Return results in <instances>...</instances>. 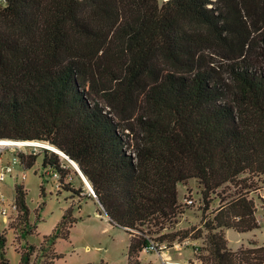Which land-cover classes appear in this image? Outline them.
Here are the masks:
<instances>
[{"label": "trees", "instance_id": "trees-1", "mask_svg": "<svg viewBox=\"0 0 264 264\" xmlns=\"http://www.w3.org/2000/svg\"><path fill=\"white\" fill-rule=\"evenodd\" d=\"M0 140L50 143L74 161L131 236L129 262L150 240L203 236L174 230L180 185L198 181L205 210L233 186L203 218L202 259L264 264V245L232 251L225 234L260 228L251 195L264 184V0H3ZM43 153L45 169L68 174ZM18 157L30 169L38 155ZM15 191L27 217L26 193ZM69 213L53 246L69 238ZM5 247L0 233V264Z\"/></svg>", "mask_w": 264, "mask_h": 264}, {"label": "rangeland", "instance_id": "rangeland-1", "mask_svg": "<svg viewBox=\"0 0 264 264\" xmlns=\"http://www.w3.org/2000/svg\"><path fill=\"white\" fill-rule=\"evenodd\" d=\"M163 2L165 0H159L160 4ZM215 59L216 66L222 65L226 70V61L221 56H216ZM2 149L7 160L19 153L38 155L32 168L16 167L15 176L8 178L4 185L7 204L17 206V211H12L7 221H0V233L6 239L5 258L9 264H20L21 254L28 253L31 255L30 264H161L157 253L147 251H143L137 259L129 262L131 236L109 221L96 199L86 188L77 170L64 158L59 156V161L68 174L61 178V173L43 167V149L37 148L33 152L34 148L28 145ZM22 174L25 175V180H22ZM16 188H21L26 193V205L29 209L27 217H23L18 209L15 200ZM223 189L217 190L211 196L212 203L209 210H205L206 204L201 194L202 187L198 181L191 180L179 186V199L185 213L179 218L174 230L201 228L203 236L199 239L190 237L175 241L186 242V249L173 252V255L179 259L191 258L194 254L192 249L194 245L199 248L198 253L201 258L202 255L208 254L206 251L203 253L200 251L206 246L205 235L207 234L202 221L204 217H212L219 208V195L225 196L235 191L233 186H230L227 192ZM188 197L194 200V206L189 207L183 204L184 199ZM251 197L255 201L256 217L260 228L244 234L226 230L228 247L232 251L264 245V184H261L259 191ZM67 211L70 213L65 221L63 233H69V238L60 236L53 246L48 237L57 233V225ZM71 221L76 223L71 225L69 224ZM166 232L169 230L166 229L163 233ZM202 261L203 264H207L204 259Z\"/></svg>", "mask_w": 264, "mask_h": 264}, {"label": "built area", "instance_id": "built-area-1", "mask_svg": "<svg viewBox=\"0 0 264 264\" xmlns=\"http://www.w3.org/2000/svg\"><path fill=\"white\" fill-rule=\"evenodd\" d=\"M1 2H3V0H0V3ZM18 166H22L18 155H12V157L7 160L5 152L0 148V221H7L12 211H17L16 204H7L4 185L8 178H13L15 176V168ZM17 176L19 177V175ZM21 178L22 180L26 179L24 174L21 175ZM183 204L190 207L194 206L195 203L193 199L188 197L184 199ZM181 249H186V242L168 243L150 240L149 245L144 251L157 253L161 259V264H203L202 258L198 253L199 248L196 247V245L192 247L194 254L191 258L179 259L177 256L173 255V252Z\"/></svg>", "mask_w": 264, "mask_h": 264}, {"label": "water", "instance_id": "water-1", "mask_svg": "<svg viewBox=\"0 0 264 264\" xmlns=\"http://www.w3.org/2000/svg\"><path fill=\"white\" fill-rule=\"evenodd\" d=\"M17 143H24V144H27L28 145V147H33L34 148V151L33 152H35V149H37V148H40V149H43V150H47V151H52V150H50L48 147H46V146H44L43 144H40V145H33V144H29V142H17ZM50 146H52V144H50V143H48ZM6 147H10L9 145L8 146H6ZM0 148H3V147H1V145H0ZM63 155H64V158H65V160L67 161V162H69V164L70 163H75L74 161H72L64 152H62L61 150H59ZM52 152H54V153H56L57 155H59V153H57V152H55V151H52ZM60 156V155H59ZM75 165L77 166V172H78V174L81 176V178H82V180L84 179V183L85 182H87V184H89V186H90V192H91V194L92 195H94V190H93V187H92V185L90 184V182L88 181V179L84 176V174L82 173V171H81V169H80V167L75 163ZM97 202H98V200H97ZM99 203V202H98ZM99 205H100V207H101V209L104 211V208H103V206L99 203Z\"/></svg>", "mask_w": 264, "mask_h": 264}, {"label": "bare ground", "instance_id": "bare-ground-1", "mask_svg": "<svg viewBox=\"0 0 264 264\" xmlns=\"http://www.w3.org/2000/svg\"><path fill=\"white\" fill-rule=\"evenodd\" d=\"M29 144H33V145H37V144H43L44 146L48 147L50 150L52 151H55L57 153H59V155L64 158V155L59 151L58 148L54 147V146H50L48 143H41V142H37V141H34V142H29ZM0 145L3 146V147H6V146H10V147H26L27 144L25 145L24 143H17L15 141H10V140H0ZM65 159V158H64ZM70 165L77 170V166L75 165V163H70ZM84 181V179H83ZM86 184V188L90 191V186L89 184H87V182H85Z\"/></svg>", "mask_w": 264, "mask_h": 264}]
</instances>
